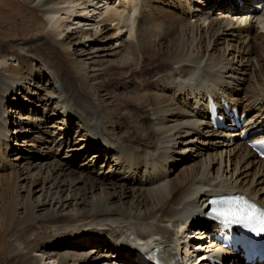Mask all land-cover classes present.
Here are the masks:
<instances>
[{
	"label": "bare ground",
	"instance_id": "1",
	"mask_svg": "<svg viewBox=\"0 0 264 264\" xmlns=\"http://www.w3.org/2000/svg\"><path fill=\"white\" fill-rule=\"evenodd\" d=\"M20 1L45 11L61 48L53 47L51 35L25 42L13 53L21 66L17 77L0 75V234L9 235L12 257L40 255L33 264H151L129 251L134 245L145 255L155 248L169 263L177 242L190 245L184 233H195L194 240L209 231V223L194 219L211 194L235 192L264 208V161L248 147L264 136L261 0H241L242 8L235 7L237 0H113L111 11V0ZM108 31L109 45L85 48L100 36L107 39ZM74 34L68 58L67 39ZM146 52L157 56L152 80L125 75ZM84 56L92 67L86 68ZM46 73L40 98L55 101L62 116L24 118L20 133L29 134L33 152L26 166L10 165L21 157L10 160L16 151L14 144L10 148L12 116L2 106L19 92L27 94L21 101L32 103L40 95L30 87ZM115 74L120 76L112 83ZM223 103L246 115L240 128L213 129L209 105L221 114ZM31 168L35 178L19 172ZM207 247L200 258L243 264L236 253Z\"/></svg>",
	"mask_w": 264,
	"mask_h": 264
},
{
	"label": "rangeland",
	"instance_id": "2",
	"mask_svg": "<svg viewBox=\"0 0 264 264\" xmlns=\"http://www.w3.org/2000/svg\"><path fill=\"white\" fill-rule=\"evenodd\" d=\"M111 3L108 5V11H111L113 9V7L115 6V4L113 3V0L110 1ZM252 4V3H250ZM261 4L264 5V0H262ZM107 6V5H105ZM235 6H237L235 4ZM245 4L242 2L238 3V8H242L244 7ZM260 10H264V6H262L260 8ZM91 14V13H90ZM109 14V13H108ZM218 14V13H216ZM109 15H106L103 18L100 19H95V21L97 20L99 22V20H105L107 19L106 17ZM94 15H88L86 18H90L91 22H94ZM59 18L63 21V22H69L67 21V16L64 14H60ZM107 27H111V23H109L108 21L103 22ZM110 25V26H109ZM259 30L257 31V33L259 34ZM73 33V32H72ZM50 36L53 39V47H55L56 49L61 48V42H59L56 38V36L53 34L52 29L49 25V23L47 22L46 19V13L45 11H41L39 9H35L30 7L29 5L24 4L23 2H21L20 0H0V75L3 76H9V77H17V74H19L21 66L18 64L19 61L15 62V58L13 53H15V51L18 49V47H22V44L28 41H35L37 39H41L42 37H46V36ZM108 36L107 39H102L100 37L93 39L89 42V44H86L85 48L89 47L90 49H95L102 47L104 45H109L111 42V35L112 32L108 31L107 34ZM75 36V37H74ZM72 39H67V43L71 42V52L70 54L67 53L66 57H70L72 54V50L74 49V41L77 40L78 35L74 34L72 36ZM126 35L124 36L125 40ZM86 41L87 38H80V41ZM113 45L115 44V42H112ZM69 47V46H68ZM67 47V48H68ZM90 51V50H88ZM253 54H255V52L253 51ZM252 54V55H253ZM18 57V56H17ZM93 57V56H92ZM90 56H84L82 57V61L84 63H86V68L88 67H92L91 65V61L90 60ZM2 61V62H1ZM6 61V62H5ZM5 62V65H4ZM3 63V64H2ZM78 64L75 62H71L70 66L72 67H76ZM4 66H7L8 68H4ZM68 66V65H67ZM68 66V67H70ZM94 68V67H93ZM92 68V69H93ZM158 69V61H157V56L154 53H150V52H146L142 55L141 58L137 59V63L136 65L132 66L131 68H129L128 70H126L125 75L127 76H137V77H146V78H150V81L152 80L151 75L153 73H155ZM48 73H46L44 76H42V78L40 79V81H38V83H36V85H38L39 87L35 88L36 85H31L32 87L28 86H23V87H27L29 90L30 88H33V92L34 94L37 93L40 96H33L32 99V103L26 102L25 101H21L23 98H25L27 96V94H22L21 92L18 93V95L13 94L8 95L6 101H8V103H5L2 108L4 110V112H6V115L8 116L10 114V116H12V118L9 119L10 121V132H9V136L11 138V142H10V148L11 145H13V149L16 151L10 152V160L13 159L14 156L19 155L21 157V159L16 160V161H12L10 163V165L12 164H19L20 167L26 166L27 164V158L31 157L33 152V149H31V146L33 144L32 141H29V139H26V136L29 134H23L20 133L23 129H25V125L28 120H25L26 118L28 119H33L34 116L35 118L40 117V114H46V115H50L51 113H55L57 114L59 112V105L55 103V101H53L52 103H47V102H43V100L40 98L42 95H44V92H41V85L43 83H45V76L47 77ZM120 76V74H115L110 76V81H112V83H114L115 81H117V78ZM47 81V78H46ZM26 89V88H25ZM46 92L56 95L54 89L47 87L46 88ZM93 96H95V98H97V94H93ZM19 97V98H18ZM23 97V98H22ZM16 98V99H15ZM39 99V100H38ZM12 100V101H11ZM103 100V99H102ZM123 103V102H121ZM145 104V103H144ZM19 105L21 106V108L19 110H17V106L19 107ZM17 110V111H16ZM10 111H14L16 114L13 113H9ZM36 113H35V112ZM34 112V113H33ZM20 113V114H19ZM141 113V112H140ZM141 114H144L143 112ZM28 115V116H27ZM59 115H61V113H58V118ZM62 116V115H61ZM33 117V118H32ZM21 118V119H19ZM25 118V119H24ZM59 119H56V121ZM49 122L52 121H47L45 124V128H48L47 130L53 131V129H49ZM37 123V122H35ZM43 127V124H41L39 127L38 125L36 126V128H41ZM73 131V130H72ZM74 133V131L72 132ZM34 136V135H33ZM75 138L76 141H78L80 137L77 136V134H75ZM196 138L197 136H194L193 139ZM195 139V140H196ZM79 144V141H78ZM49 145V143L47 144ZM10 151V149H9ZM8 151V152H9ZM30 151V152H29ZM12 158V159H11ZM59 158H52V160H58ZM78 160L82 161V158H79ZM32 161V160H31ZM14 162V163H13ZM79 162V161H78ZM80 163V162H79ZM181 165H177V169L175 170L174 174L177 173V171L180 169ZM15 170H17V167L15 168ZM19 172H28L26 175H28L29 178L36 177V171L34 169L31 168V170H19ZM30 181V179H29ZM27 183V184H26ZM25 185H28L29 182L25 181L24 183ZM40 185H38V187L36 189H39ZM19 196L20 198H23L25 195L23 192H21V190L19 191ZM41 194H43V192H39V193H35L32 195V200H36L38 196H40ZM65 226H69L72 227L75 226L73 224L71 225H65ZM59 228V227H58ZM54 230H58V229H54ZM50 231V230H49ZM49 231H47L49 233ZM39 233L43 232L41 231V229H39L38 231ZM131 237V235L129 236V238ZM10 237L8 234H0V264H33V261L35 258H39V256L37 254V256L34 257V255H30L29 257L25 256L24 254L20 255L19 257H12L10 255L9 252V245H10ZM192 245L193 244H205L204 241H197L196 239H194L193 241H191ZM40 245L44 246L45 242L43 243V241L41 243H39ZM195 254V253H194ZM46 262H48V260H46ZM111 262V261H110ZM85 264H92L91 262L85 263ZM94 264V263H93Z\"/></svg>",
	"mask_w": 264,
	"mask_h": 264
},
{
	"label": "snow or ice",
	"instance_id": "3",
	"mask_svg": "<svg viewBox=\"0 0 264 264\" xmlns=\"http://www.w3.org/2000/svg\"><path fill=\"white\" fill-rule=\"evenodd\" d=\"M219 203H229L227 201H220ZM250 213L255 214L257 212V209L255 208V206L253 205H247ZM238 218H243L242 216L238 217ZM251 218V217H249ZM260 223H261V231H264V213L260 214Z\"/></svg>",
	"mask_w": 264,
	"mask_h": 264
}]
</instances>
